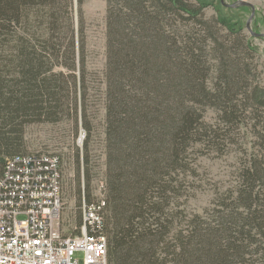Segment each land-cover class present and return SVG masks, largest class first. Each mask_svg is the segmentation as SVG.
Masks as SVG:
<instances>
[{"label":"trees","instance_id":"16d2710c","mask_svg":"<svg viewBox=\"0 0 264 264\" xmlns=\"http://www.w3.org/2000/svg\"><path fill=\"white\" fill-rule=\"evenodd\" d=\"M83 3L78 0L79 11ZM107 4L103 234L109 264H264L262 166L246 170L245 186L215 226L191 222L179 228L178 213L166 206L168 194L175 193L172 174L184 170L192 145L205 139L220 146L223 136L204 120L208 110L239 125L264 109L256 71L228 45L220 49L219 33L207 27L202 33L219 56L214 73L220 79L209 85L211 66L196 47L203 38L188 29L212 5L209 0ZM72 13L71 0H0V179L9 159L26 156L23 125L83 112L88 139L92 135L86 122L85 36L82 21L76 36ZM217 24L228 43L244 40L237 17L219 12ZM243 43L248 54L255 53ZM85 149L89 155V141Z\"/></svg>","mask_w":264,"mask_h":264},{"label":"rangeland","instance_id":"374dc122","mask_svg":"<svg viewBox=\"0 0 264 264\" xmlns=\"http://www.w3.org/2000/svg\"><path fill=\"white\" fill-rule=\"evenodd\" d=\"M209 1L212 5L203 10L195 23H190L188 28L195 38L198 34L203 38L196 47L198 53L206 56L207 65L211 66L209 85L214 87L220 79H217L218 76L214 73L219 56L212 53L213 42L205 39L202 33L207 27L219 33L220 49L228 45L237 57L242 58L243 63L249 65L253 72L256 71L257 82L264 90V0H225L227 5L246 1L255 7V17L250 27L253 32L262 35L259 38H254L247 29L253 13L251 8L231 9L223 6L221 0ZM71 2L76 36L79 37L77 32L81 21L85 36L88 110L86 122L92 135L88 139L85 121L81 116L83 112H60L58 121L30 123L20 128L26 155L48 154L58 156L61 160V232L67 237L81 235L84 204L106 201L105 217L108 198L105 106L108 4L107 0H84L79 11L78 0ZM219 12L225 17L235 16L242 21L243 41L233 37L231 43L227 42L228 33L222 31L217 24ZM243 42L254 47L255 53L248 54ZM204 117L209 130L211 128L218 131L223 139L220 146L216 147L207 144L205 139H199L188 152L184 170L172 174V190L175 193L168 194L169 203L166 206L168 211L174 210V213H178L176 225H179V228L188 229L191 222L215 226L219 216L227 212V207L235 204L234 199L239 189L245 186L246 170L253 164L264 168V109H260L257 119L251 117L239 125L224 123L218 112L213 110H208ZM87 141L89 155L85 149ZM75 259H81V256H76Z\"/></svg>","mask_w":264,"mask_h":264},{"label":"built area","instance_id":"2783aa9c","mask_svg":"<svg viewBox=\"0 0 264 264\" xmlns=\"http://www.w3.org/2000/svg\"><path fill=\"white\" fill-rule=\"evenodd\" d=\"M105 207L84 204L81 235L64 236L60 158L9 159L0 179V264H108Z\"/></svg>","mask_w":264,"mask_h":264},{"label":"water","instance_id":"95a60500","mask_svg":"<svg viewBox=\"0 0 264 264\" xmlns=\"http://www.w3.org/2000/svg\"><path fill=\"white\" fill-rule=\"evenodd\" d=\"M221 2L223 4V6H225L227 8H231V9H236L238 7H248V8H251L253 13H252V18L249 20V22L247 24V29H248V31L250 32V34L254 38L262 37V35H258L255 32H253L252 29H251V27H250V23H251L252 19L255 17V7L252 4H250L249 2H246V1H239L236 4H232V5H227L225 3V0H221Z\"/></svg>","mask_w":264,"mask_h":264}]
</instances>
